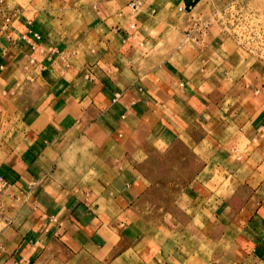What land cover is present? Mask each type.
Wrapping results in <instances>:
<instances>
[{
    "label": "crops",
    "instance_id": "1",
    "mask_svg": "<svg viewBox=\"0 0 264 264\" xmlns=\"http://www.w3.org/2000/svg\"><path fill=\"white\" fill-rule=\"evenodd\" d=\"M189 9L0 0V264H264V81Z\"/></svg>",
    "mask_w": 264,
    "mask_h": 264
},
{
    "label": "rangeland",
    "instance_id": "2",
    "mask_svg": "<svg viewBox=\"0 0 264 264\" xmlns=\"http://www.w3.org/2000/svg\"><path fill=\"white\" fill-rule=\"evenodd\" d=\"M187 1L190 9L181 32L188 36L183 38L187 49L196 44L204 48L208 41L220 39L240 55L238 62L254 69L251 79L258 70L264 81V0Z\"/></svg>",
    "mask_w": 264,
    "mask_h": 264
},
{
    "label": "built area",
    "instance_id": "3",
    "mask_svg": "<svg viewBox=\"0 0 264 264\" xmlns=\"http://www.w3.org/2000/svg\"><path fill=\"white\" fill-rule=\"evenodd\" d=\"M6 19L8 20V18ZM6 187H7L6 181L2 177H0V196L2 192L6 189Z\"/></svg>",
    "mask_w": 264,
    "mask_h": 264
}]
</instances>
